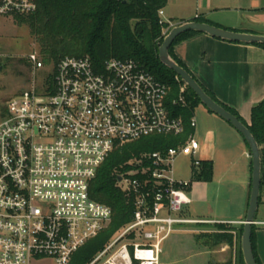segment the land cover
Masks as SVG:
<instances>
[{
  "label": "built area",
  "instance_id": "2783aa9c",
  "mask_svg": "<svg viewBox=\"0 0 264 264\" xmlns=\"http://www.w3.org/2000/svg\"><path fill=\"white\" fill-rule=\"evenodd\" d=\"M36 9V0H0L2 17ZM27 59L32 82L7 101L0 119V264H69L111 220V208L90 195L104 160L144 136L180 135L184 123L172 115L169 86L132 59L97 67L88 56H65L48 69L36 52ZM185 90L183 83L173 105H186ZM190 125L195 129L194 116ZM199 148L191 133L184 143L144 155L151 165L119 175L120 188L133 194L132 220L87 264H160L174 225L198 223L180 216L191 182L175 178L173 162L185 155L197 168Z\"/></svg>",
  "mask_w": 264,
  "mask_h": 264
},
{
  "label": "trees",
  "instance_id": "16d2710c",
  "mask_svg": "<svg viewBox=\"0 0 264 264\" xmlns=\"http://www.w3.org/2000/svg\"><path fill=\"white\" fill-rule=\"evenodd\" d=\"M36 2L35 12L18 14L13 18L17 24L28 28L38 46L39 57L44 65L49 64V67L55 68L59 60L65 56H88L97 67H101L111 58L132 59L169 86L167 102L172 115L181 117L184 123L182 134L177 136L152 134L124 143L116 147L100 165L90 184V195L94 200L108 205L112 210V216L107 227L81 246L69 262V264H87L120 229L132 220L135 210L133 194L123 191L116 177L143 165H151L144 155L154 151H166L170 147L184 143L187 136L194 133L190 120L194 116L195 108L201 102L193 91L186 87V96L184 94L186 105L172 104L183 82L171 69L163 65L158 57V46L165 36L163 31L168 28L167 21L160 22L159 11L165 7L167 0H36ZM193 20L212 24L201 16ZM195 33L198 32L187 31L179 35L170 46L169 53L196 79L173 51L174 44ZM252 45L264 48V44ZM200 85L211 98L242 121L254 136L260 147L261 185H263L264 99L251 108L250 123H247L235 109L221 102L202 83ZM5 115L6 107L0 119ZM192 177L210 181L212 161L200 160L197 168L192 167ZM211 226L217 229L213 232H204L205 235H197L209 245L217 244L223 239L231 244L235 234L240 236L243 231V224L236 227L232 224L216 222ZM253 228L254 224L251 234L253 253L256 263L261 264L255 251ZM238 264H245L243 256L240 257Z\"/></svg>",
  "mask_w": 264,
  "mask_h": 264
},
{
  "label": "rangeland",
  "instance_id": "374dc122",
  "mask_svg": "<svg viewBox=\"0 0 264 264\" xmlns=\"http://www.w3.org/2000/svg\"><path fill=\"white\" fill-rule=\"evenodd\" d=\"M194 2L195 0H167L164 8L184 12ZM178 9L180 10L178 11ZM244 13L252 21L264 18V12L254 15L250 10H245ZM176 16L172 15V17ZM171 25L168 22V28L164 29V34H167L172 28ZM32 52L39 54V49L28 28L17 24L13 17L0 16V116L7 101L31 84L32 66L28 62L27 56ZM48 68L49 64L45 65V69ZM42 72L43 70L36 71V79ZM184 94L186 96V91ZM207 113L212 112L202 104H199L194 110L195 137L200 144L196 157L201 160L215 159L213 180L208 183V181L194 179L192 177V158L189 156L179 155L173 162L175 178L191 182L189 189L186 190L190 204L184 207L180 215L182 217L216 219L234 216L242 187L238 184L227 187L225 183L220 182L216 174L220 170L219 167L224 166V163L231 162L234 163L231 173L235 182L244 172L248 176L250 175L249 157L241 155V151L236 147L231 149L229 157L227 156L223 161L220 159L223 157H220L210 138L216 134L217 126L215 122L209 120ZM215 117H217V121H225L219 116ZM244 144L247 147L245 142ZM255 218L264 221V184L260 187V198ZM204 226L206 225L175 224V230L161 244L160 264H238L242 256V234L240 236L235 234L231 244L226 243L223 239L217 244L209 245L197 235H205L204 232H213L217 228ZM253 235L255 251L260 263L264 264V226L255 224ZM32 264H53V261L43 258L34 260Z\"/></svg>",
  "mask_w": 264,
  "mask_h": 264
},
{
  "label": "crops",
  "instance_id": "0c3cea01",
  "mask_svg": "<svg viewBox=\"0 0 264 264\" xmlns=\"http://www.w3.org/2000/svg\"><path fill=\"white\" fill-rule=\"evenodd\" d=\"M180 9H178L179 11ZM252 14L264 12V0H195L184 12L173 9H162L161 18L175 26L201 16L213 25L230 30L264 35V18L249 20L244 11ZM172 15H177L172 17ZM247 20V22H246ZM176 56L187 66L196 79L209 89L221 102L235 109L238 114L250 123L251 108L264 99V48L245 43L229 42L212 37L205 33H195L179 41L173 47ZM207 113L209 120L216 123V130L211 140L222 161L236 147L241 155L249 157L250 175L243 173L236 180L232 175L233 164L224 163L219 167L216 177L227 187L238 184L242 187L237 211L227 218L196 219L198 223L210 227L213 223L222 222L238 227L245 219L251 187V155L242 136L226 121H217V115ZM226 122V123H225ZM219 132V133H218ZM195 135V129H194ZM246 143V142H245ZM209 159V158H208ZM212 161V179L213 165ZM259 221V220H256ZM255 226V224H254Z\"/></svg>",
  "mask_w": 264,
  "mask_h": 264
},
{
  "label": "water",
  "instance_id": "95a60500",
  "mask_svg": "<svg viewBox=\"0 0 264 264\" xmlns=\"http://www.w3.org/2000/svg\"><path fill=\"white\" fill-rule=\"evenodd\" d=\"M195 31L198 33H205L212 37L219 38L229 42H238L245 44H264V35L239 32L223 27H219L207 22L186 21L181 24L172 26V28L165 34L162 42L158 46V57L160 62L167 68L171 69L181 81L190 88L193 93L199 98L202 105H204L210 112L216 114L232 127L242 136L246 142L251 155V187L248 207L245 219L242 222L243 231L241 235V249L245 264H257L252 248L251 234L252 225L256 221V211L260 198L261 187V154L260 147L248 127L240 121L234 114L225 109L222 105L211 98L202 88L200 83L181 65H179L170 55L169 48L174 40L184 32ZM117 181H121V177H116Z\"/></svg>",
  "mask_w": 264,
  "mask_h": 264
}]
</instances>
